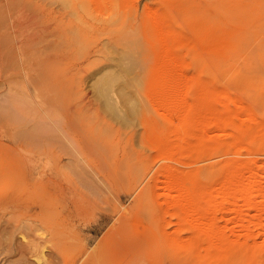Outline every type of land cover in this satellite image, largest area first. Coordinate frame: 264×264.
<instances>
[{
  "label": "rangeland",
  "instance_id": "374dc122",
  "mask_svg": "<svg viewBox=\"0 0 264 264\" xmlns=\"http://www.w3.org/2000/svg\"><path fill=\"white\" fill-rule=\"evenodd\" d=\"M47 17L45 122L0 117V264H264V0Z\"/></svg>",
  "mask_w": 264,
  "mask_h": 264
},
{
  "label": "bare ground",
  "instance_id": "6f19581e",
  "mask_svg": "<svg viewBox=\"0 0 264 264\" xmlns=\"http://www.w3.org/2000/svg\"><path fill=\"white\" fill-rule=\"evenodd\" d=\"M65 24L63 20L51 22L47 17L45 28V0H0V117L5 118L7 114L6 117L12 118L19 113L26 118L35 113L38 117L35 123L45 122V33L46 45L55 49L54 43L65 38ZM103 59L105 61L89 76L101 81L94 84L93 89L106 96L108 79H116L119 74L113 71L111 64L116 56L110 53ZM9 112L13 115L8 116ZM0 137V141L8 140L4 135ZM31 243V249L37 248L38 244Z\"/></svg>",
  "mask_w": 264,
  "mask_h": 264
}]
</instances>
